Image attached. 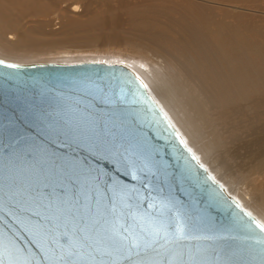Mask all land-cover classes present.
Segmentation results:
<instances>
[{
	"label": "bare ground",
	"instance_id": "obj_1",
	"mask_svg": "<svg viewBox=\"0 0 264 264\" xmlns=\"http://www.w3.org/2000/svg\"><path fill=\"white\" fill-rule=\"evenodd\" d=\"M0 58L130 67L264 224V0H0Z\"/></svg>",
	"mask_w": 264,
	"mask_h": 264
},
{
	"label": "water",
	"instance_id": "obj_2",
	"mask_svg": "<svg viewBox=\"0 0 264 264\" xmlns=\"http://www.w3.org/2000/svg\"><path fill=\"white\" fill-rule=\"evenodd\" d=\"M0 61V154L43 149L65 160L79 159L105 179H118L129 189H139L141 199L152 201L165 219L171 215L165 205L173 207V213L176 209L182 216L187 213L192 217L190 239L168 245L174 252L182 250L184 261L189 250H200L207 257L205 264H264L258 257L253 259L264 248L256 242L264 233L249 224L250 220L263 222L199 161L133 69L119 62ZM88 88L94 96L87 94ZM102 96L111 98L112 104L102 102ZM74 110L81 117L92 115L114 122L117 142L129 149L120 151L145 168L146 178L135 169L127 170L135 171L138 179L125 174V161L114 153L90 151L87 144L61 143L56 130L73 117ZM37 219L7 201L0 207L5 264L9 260L46 264L45 251L51 256L53 250L38 231ZM229 249L234 253L230 259L223 256ZM214 250L221 253V259L215 258ZM168 259L181 264L178 255L170 253Z\"/></svg>",
	"mask_w": 264,
	"mask_h": 264
},
{
	"label": "snow or ice",
	"instance_id": "obj_3",
	"mask_svg": "<svg viewBox=\"0 0 264 264\" xmlns=\"http://www.w3.org/2000/svg\"><path fill=\"white\" fill-rule=\"evenodd\" d=\"M96 91L103 93V89ZM87 94L95 95L91 88ZM101 100L112 104L109 97ZM76 111L56 130L61 143L87 144L90 151L114 153L125 161V174L136 180L138 171L146 178L145 168L124 156L129 149L117 142L114 122L92 115L81 117ZM6 201L19 212H31L38 218L36 227L53 250L51 256L45 251L46 264H171L170 253L178 255L181 264H205L207 259L200 250H189L184 261L182 250L168 248L170 243L179 245L190 239V215L182 216L179 209L173 213V207L165 205L171 214L165 219L152 201L141 199L139 189H129L118 179H105L79 159L65 160L43 149L0 154V207ZM249 224L264 233V225L254 220ZM256 242L264 244V238ZM233 254L229 249L223 256L230 259ZM257 257L264 261V248L253 259ZM215 258L221 259V253L215 252ZM0 264H5L2 238Z\"/></svg>",
	"mask_w": 264,
	"mask_h": 264
}]
</instances>
